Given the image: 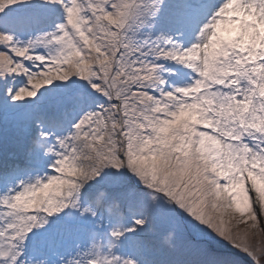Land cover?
<instances>
[{
	"label": "snow or ice",
	"instance_id": "obj_1",
	"mask_svg": "<svg viewBox=\"0 0 264 264\" xmlns=\"http://www.w3.org/2000/svg\"><path fill=\"white\" fill-rule=\"evenodd\" d=\"M0 264H264V0H0Z\"/></svg>",
	"mask_w": 264,
	"mask_h": 264
}]
</instances>
